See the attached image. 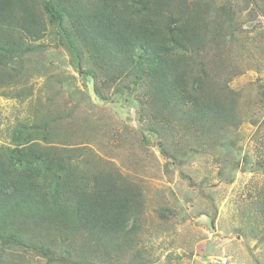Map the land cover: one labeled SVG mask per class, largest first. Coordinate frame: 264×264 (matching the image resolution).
I'll list each match as a JSON object with an SVG mask.
<instances>
[{"label":"rangeland","instance_id":"obj_1","mask_svg":"<svg viewBox=\"0 0 264 264\" xmlns=\"http://www.w3.org/2000/svg\"><path fill=\"white\" fill-rule=\"evenodd\" d=\"M214 1L235 7L232 27L221 37L242 72L226 81L240 94L235 119L212 133L178 105L166 115L168 125L157 126L158 137L148 134L134 87L116 85L95 95L57 25L48 23L29 52L19 47L8 55L15 79L0 87V150L15 148L18 137L22 147L35 143L30 137L37 127L49 147H84L102 160L98 170L110 165L141 198L140 214L129 224L134 228L127 239L115 240L108 259L97 260L89 250L74 258L82 241L37 225L22 237L23 246L0 242V264H223L218 258L264 264V214L257 206L264 192V0ZM74 46L83 70L92 66ZM42 244L52 260L41 255Z\"/></svg>","mask_w":264,"mask_h":264},{"label":"trees","instance_id":"obj_2","mask_svg":"<svg viewBox=\"0 0 264 264\" xmlns=\"http://www.w3.org/2000/svg\"><path fill=\"white\" fill-rule=\"evenodd\" d=\"M37 1L0 0V87L15 79L8 55L19 47L29 52V43L42 39L47 25H57L77 60L78 73L94 82L95 95L108 93L116 85L134 87L141 98L139 120L148 134L158 137L157 126H167L166 115L178 105L187 107L186 117L210 133L232 125L240 94L229 90L226 81L242 71L221 37L232 27V4L219 5L214 0H39L41 6ZM74 44L93 63L86 70ZM32 129L30 139L46 146L36 141L22 147L18 137L15 148L0 150L1 244L23 246L22 237L39 225L49 234L71 232L82 241L74 258L89 250L98 255L97 260L108 259L109 251H116L110 250L115 240L127 239L134 228L129 224L140 214L139 189L109 162L103 163L109 165L107 170H98L102 160L84 147H49L47 133ZM257 206L264 214V192ZM43 222L49 229L41 227ZM38 249L46 260L53 259L50 248L42 244Z\"/></svg>","mask_w":264,"mask_h":264},{"label":"built area","instance_id":"obj_3","mask_svg":"<svg viewBox=\"0 0 264 264\" xmlns=\"http://www.w3.org/2000/svg\"><path fill=\"white\" fill-rule=\"evenodd\" d=\"M218 263H226V258H218Z\"/></svg>","mask_w":264,"mask_h":264}]
</instances>
